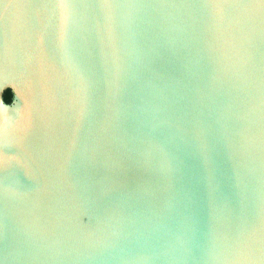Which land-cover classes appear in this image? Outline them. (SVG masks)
<instances>
[{"label":"water","instance_id":"water-1","mask_svg":"<svg viewBox=\"0 0 264 264\" xmlns=\"http://www.w3.org/2000/svg\"><path fill=\"white\" fill-rule=\"evenodd\" d=\"M0 264H264V0H0Z\"/></svg>","mask_w":264,"mask_h":264},{"label":"trees","instance_id":"trees-1","mask_svg":"<svg viewBox=\"0 0 264 264\" xmlns=\"http://www.w3.org/2000/svg\"><path fill=\"white\" fill-rule=\"evenodd\" d=\"M4 99H5V101H7V102L10 101V99H11V92H10L9 89L5 90V92H4Z\"/></svg>","mask_w":264,"mask_h":264}]
</instances>
